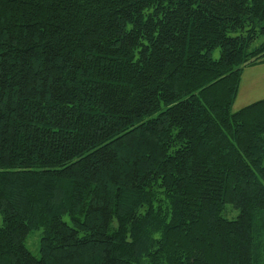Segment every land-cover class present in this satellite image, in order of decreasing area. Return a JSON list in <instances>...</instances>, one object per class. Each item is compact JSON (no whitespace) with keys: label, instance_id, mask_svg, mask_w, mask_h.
<instances>
[{"label":"trees","instance_id":"16d2710c","mask_svg":"<svg viewBox=\"0 0 264 264\" xmlns=\"http://www.w3.org/2000/svg\"><path fill=\"white\" fill-rule=\"evenodd\" d=\"M256 64L264 0H0V264H264Z\"/></svg>","mask_w":264,"mask_h":264},{"label":"rangeland","instance_id":"374dc122","mask_svg":"<svg viewBox=\"0 0 264 264\" xmlns=\"http://www.w3.org/2000/svg\"><path fill=\"white\" fill-rule=\"evenodd\" d=\"M213 55L218 58L220 51L215 50ZM240 81L239 93L233 106L234 112L264 98V64L246 66ZM2 223L3 217L0 214V225ZM40 236L41 230H34L27 238V247L36 255L40 254Z\"/></svg>","mask_w":264,"mask_h":264}]
</instances>
